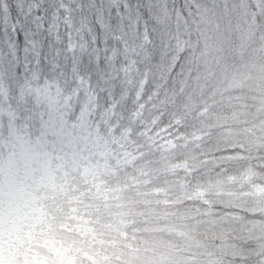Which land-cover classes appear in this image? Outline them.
<instances>
[{"label": "snow or ice", "instance_id": "6c2138e0", "mask_svg": "<svg viewBox=\"0 0 264 264\" xmlns=\"http://www.w3.org/2000/svg\"><path fill=\"white\" fill-rule=\"evenodd\" d=\"M0 264H264V0H0Z\"/></svg>", "mask_w": 264, "mask_h": 264}]
</instances>
